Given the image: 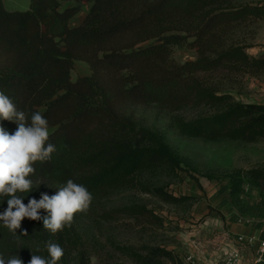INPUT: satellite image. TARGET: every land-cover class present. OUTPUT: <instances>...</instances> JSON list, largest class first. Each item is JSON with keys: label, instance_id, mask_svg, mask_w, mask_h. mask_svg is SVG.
<instances>
[{"label": "trees", "instance_id": "1", "mask_svg": "<svg viewBox=\"0 0 264 264\" xmlns=\"http://www.w3.org/2000/svg\"><path fill=\"white\" fill-rule=\"evenodd\" d=\"M210 1L30 0L29 10L10 12L0 0V90L27 114L29 123L39 111L55 129L46 143L56 151L50 160L33 164L34 188L18 195H24L27 205L32 198L39 201L42 193L54 195L69 179L93 195L87 212L76 213L71 227L56 234L44 229L42 219L25 218L15 236L0 221V254H18L24 264L32 254L49 259L46 245L51 241L64 250L58 264H67L86 223H110L125 212L149 213L143 208L106 211L98 203L128 188L147 160L158 156L144 146L154 137L128 116L130 105L216 109L208 117L178 120L182 137L209 142L264 139V105L234 103L203 78L244 55L240 49L219 47L220 33L230 23L256 16L258 9L227 5L204 11ZM65 3L72 5L65 8ZM85 7L83 22L71 28V20ZM183 47L215 57L182 64L175 60V50ZM76 62L88 65L92 75L73 82ZM0 126L9 134L18 127L8 120H0ZM231 196L236 203L240 190L232 187ZM6 208L7 197H0V213ZM39 212L47 215L44 209ZM78 260L89 264L83 251Z\"/></svg>", "mask_w": 264, "mask_h": 264}, {"label": "rangeland", "instance_id": "2", "mask_svg": "<svg viewBox=\"0 0 264 264\" xmlns=\"http://www.w3.org/2000/svg\"><path fill=\"white\" fill-rule=\"evenodd\" d=\"M29 5L30 0H5L10 12L27 11ZM227 5L255 7L258 12L230 23L220 33L219 47L240 49L244 55L224 69L204 75V82L219 95H229L234 103L264 105V0H212L204 11ZM87 12L85 7L77 18ZM213 57L196 48L175 50V60L182 64ZM91 75L88 65L75 63L73 82ZM126 113L138 128L153 135L144 146L158 156L147 160L128 188L98 203L106 211L143 208L149 213L133 216L125 212L110 223H86L78 231L82 241L66 256L67 264H79L81 251L89 264H183L188 254L209 256L213 241L229 233L236 223L245 229L263 227L264 139L209 142L178 133V120L208 117L216 113L214 108L173 111L130 105ZM54 130L49 127L50 133ZM232 187L240 190L236 203Z\"/></svg>", "mask_w": 264, "mask_h": 264}, {"label": "clouds", "instance_id": "3", "mask_svg": "<svg viewBox=\"0 0 264 264\" xmlns=\"http://www.w3.org/2000/svg\"><path fill=\"white\" fill-rule=\"evenodd\" d=\"M0 120L15 122L18 126L13 134L0 126V197H7V208L0 213L3 226L14 236L25 218L42 219L44 229L52 234L70 228L74 215L86 213L93 200L86 186L69 179L54 195L42 193L39 201L32 198L27 205L23 203L24 195H18L34 188L30 179L35 173L33 164L50 160L56 151L55 145L46 143L50 135L47 119L37 111L31 115L29 123L27 114L18 110L13 99L0 90ZM40 209H44L47 215L41 216ZM22 235H27V231L24 230ZM46 247L49 259L32 254L28 264H58L64 256L63 248L51 241ZM0 264L24 262L18 254L8 258L0 254Z\"/></svg>", "mask_w": 264, "mask_h": 264}, {"label": "built area", "instance_id": "4", "mask_svg": "<svg viewBox=\"0 0 264 264\" xmlns=\"http://www.w3.org/2000/svg\"><path fill=\"white\" fill-rule=\"evenodd\" d=\"M212 245L219 247L220 259L211 261L206 257L188 254L182 259L183 264H264V240L224 234L213 241Z\"/></svg>", "mask_w": 264, "mask_h": 264}, {"label": "crops", "instance_id": "5", "mask_svg": "<svg viewBox=\"0 0 264 264\" xmlns=\"http://www.w3.org/2000/svg\"><path fill=\"white\" fill-rule=\"evenodd\" d=\"M3 2H4V6H5V0H3ZM71 5L72 4L70 3L69 5H67L66 7L64 6V7L68 8ZM29 8H30V5H29ZM85 16L82 19H78L77 17L72 19L70 22V27L75 28V27L80 26L81 23L83 22ZM75 20H79V21L77 23H75ZM245 228H246V226L243 227V225L240 226L239 223H236L235 225L232 226L231 229H229V233H231L233 235H237V236L239 235V236H246V237H255V239L258 242L264 240V225H263V227H256V228H253V225H249L248 229H245ZM212 248H214V250L211 252V254L209 256H206V259H209L211 261H217L220 259L222 251H219L220 248L216 247V245H212Z\"/></svg>", "mask_w": 264, "mask_h": 264}]
</instances>
